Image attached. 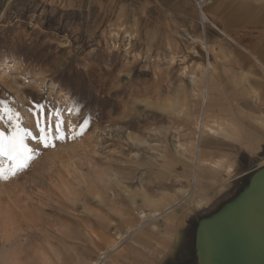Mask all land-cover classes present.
<instances>
[{
	"label": "rangeland",
	"instance_id": "1",
	"mask_svg": "<svg viewBox=\"0 0 264 264\" xmlns=\"http://www.w3.org/2000/svg\"><path fill=\"white\" fill-rule=\"evenodd\" d=\"M221 4L208 0L199 8L209 21L186 32L189 44L175 50L176 61L162 62L169 52L143 53L128 30H108L104 40L78 47L33 10L20 14L21 0H0V130H14L5 109L18 112L14 122L32 136L46 120L71 125V139L41 147L29 167L0 176V264H190L185 244L199 219L234 196L253 171L236 173L237 158L241 169L264 164V143H250L264 140V0ZM199 41L212 56L229 55L225 44L233 41L247 51L230 53L248 55L253 65L240 57L234 66L214 64L216 75L229 70L235 77L209 79L214 115L206 107L201 145L210 164L231 158L233 172L207 167L203 199L193 202V150L183 158L173 142L195 135L177 104L198 101L197 117L201 112L207 75L189 66L190 76H199L192 84L182 72L188 51L203 54ZM241 79L251 88L249 104L238 98ZM24 143L34 147L36 140L24 136ZM8 163L0 156V167ZM154 210L161 214L150 216Z\"/></svg>",
	"mask_w": 264,
	"mask_h": 264
},
{
	"label": "crops",
	"instance_id": "2",
	"mask_svg": "<svg viewBox=\"0 0 264 264\" xmlns=\"http://www.w3.org/2000/svg\"><path fill=\"white\" fill-rule=\"evenodd\" d=\"M216 2L219 3L218 9H222V0H216ZM17 10L20 14H32L33 11L35 14L38 13L41 20L70 34L71 41L78 47L84 43L96 44L97 40L105 39L104 33L108 30L123 28L135 34L143 53L155 56L165 54L172 49L176 50L186 43L189 44L184 40V36L186 32H192L194 25L198 23L196 22L197 12L191 0H21ZM194 33L197 34L196 31ZM233 43L231 41L225 44L228 46L229 55L220 56L215 50L213 56L216 58L215 69L219 64L234 66L239 63L236 57L253 65L248 55L230 53L234 50L245 51ZM224 57H227V60L223 61ZM215 69L213 78L215 76V78L232 80L235 77L229 70H223L221 76L218 72V76L215 74ZM259 142L264 143V140L261 138L250 140V143ZM252 147L253 152L256 149L253 144ZM239 163L237 158L235 171L240 174L254 170L259 165V162H256L249 169H241ZM215 182L217 180L211 181L213 184Z\"/></svg>",
	"mask_w": 264,
	"mask_h": 264
},
{
	"label": "water",
	"instance_id": "3",
	"mask_svg": "<svg viewBox=\"0 0 264 264\" xmlns=\"http://www.w3.org/2000/svg\"><path fill=\"white\" fill-rule=\"evenodd\" d=\"M210 214L208 222L216 243L209 244L210 252L203 250L202 262L221 264L233 257L235 264H264V164ZM202 225L205 223L200 222Z\"/></svg>",
	"mask_w": 264,
	"mask_h": 264
},
{
	"label": "bare ground",
	"instance_id": "4",
	"mask_svg": "<svg viewBox=\"0 0 264 264\" xmlns=\"http://www.w3.org/2000/svg\"><path fill=\"white\" fill-rule=\"evenodd\" d=\"M201 7L202 6H200V8ZM205 21H209L208 16L203 12L198 14L196 22H205ZM120 30L122 31L123 28L118 29V31H120ZM118 31L116 33H118ZM113 33H115V32H113ZM127 34H128V32H127ZM126 36L128 38H130V40L133 39L132 34L131 35L128 34ZM197 44H198L199 48L203 50V54H201V52H199V51H194V50L188 51V53L186 55L188 64L186 66L182 65V72L184 73V75L186 77H189V81L192 84H195V83H197V81H199V78H198L199 76L196 75L195 77H191L190 76L191 73L187 72V71H189V66L194 65L195 67L193 69L198 70L199 72L204 71V73H206V75H207L206 76V85L204 86V88L201 91V100H200L201 112H199V115L197 117V115H196L197 109L196 108L198 106V104H197L198 101H196L194 104H191V101H190L187 104L186 100L184 99L181 104H177L176 112L178 113V115H182L181 116L182 118L190 119V124L195 126V135H194V139L192 142L188 141V140L184 141V139H181V138H180V140L173 142L174 150L177 153L181 154V156L183 158L186 157V154H185L186 152H189L190 149L193 150V154H192V158H191V163H192L191 165H192V170H194L195 172H194V174H192L191 182H190L191 183V189L193 190L192 191V200H194L193 202H198L201 199H203L200 197L199 194L203 195V193H205V191H206L205 185L203 184V179H204L203 172L205 170H207V167L208 168L213 167L214 168L213 170H215V171L216 170H227V172L230 174H232V172H233V167H232L233 165H232L231 159L226 161V162L216 160V161H212L211 164L208 163L209 161L206 160L207 159L206 158V155H207L206 149H204L203 145H201L203 143L202 140L204 139L203 133H204V129H205L204 128L205 124L203 122V116L202 115H203L204 111L206 110V107L208 109V112L211 113V115H214V111L212 110V106L214 105L213 104L214 102L211 101L212 96L210 95V92L214 89L212 86L209 85V82H210L209 79L210 78L213 79L214 64L216 63V61L213 60L214 57L211 54L212 52L209 51L208 45H206L202 41H199ZM242 48L246 50V48L244 46H242ZM176 54L177 53H176L175 49H172L169 51L168 54L163 55L161 57V60H162V62H167V61H173L174 62L177 60L175 57ZM138 55H139V53H138ZM253 55H254V53H253ZM143 56H144V54H143ZM199 57L204 58V60H205L204 61V67L200 65L201 62L199 61L200 60ZM144 59L146 60V59H148V57L145 56V57H143V60ZM256 60H257V58H256ZM202 67L204 68V70L202 69ZM238 84H239V87L237 86L238 87V89H237L238 90L237 91L238 92V98L241 100L242 103H246V104L248 103L249 104L252 101L253 96H249L248 92H250L251 88L249 89V87H247L248 81L241 79ZM179 101H181V97L179 98ZM245 106H243V107H245ZM239 108H241V107H239ZM242 113H243V111H240V110L238 111V114H237V121L238 122H241L243 120V119H241V118H243ZM215 115H216V112H215ZM226 125L229 126V124H226ZM232 126H234V124H232ZM222 130L225 131L226 128L222 127ZM238 134H240V131H238ZM191 145H193V148ZM163 157L165 158V157H167V155L165 154ZM167 163L168 162H166V161L163 162V164H167ZM207 165H209V166H207ZM160 214L161 213L159 212V210H154L150 214V216L157 217ZM126 215H127L126 218H128L129 214H126ZM139 217L143 219V218L147 217V214L140 211Z\"/></svg>",
	"mask_w": 264,
	"mask_h": 264
},
{
	"label": "snow or ice",
	"instance_id": "5",
	"mask_svg": "<svg viewBox=\"0 0 264 264\" xmlns=\"http://www.w3.org/2000/svg\"><path fill=\"white\" fill-rule=\"evenodd\" d=\"M38 107L43 108L42 105H38ZM5 111L9 114V123L13 125L14 130H0V156L5 157L9 162L7 168L0 167V176L7 178L8 174L15 175L18 171L29 167V162L41 150V147L43 149L55 147L53 141L63 140L66 136L71 139V136L67 134V129L71 125L59 119L54 122H47L48 114L46 111L42 113L46 120L45 127L40 128V131L35 136H32L26 130H22L18 123L14 122L19 119L20 114L18 112L13 117L11 109H5ZM87 123L85 120L83 124L79 125L81 132ZM37 127H39V122H37ZM22 131L23 135H21ZM24 136H30L31 139L36 140V145L29 147L25 144Z\"/></svg>",
	"mask_w": 264,
	"mask_h": 264
},
{
	"label": "flooded vegetation",
	"instance_id": "6",
	"mask_svg": "<svg viewBox=\"0 0 264 264\" xmlns=\"http://www.w3.org/2000/svg\"><path fill=\"white\" fill-rule=\"evenodd\" d=\"M211 214L206 215L199 219V222L196 226V228L193 230L192 237H191V243L185 244L186 249V259L189 260L190 264H205V262H202V252L203 250L210 252L212 247L209 246L210 243H216L213 240H216L215 236H211L213 229L210 226V223L208 222V219L211 218ZM200 222H204L205 225L199 226ZM219 233V232H218ZM202 247V248H201ZM206 247V248H205ZM209 254V253H208ZM221 264H235L233 262V257L230 260H226L225 263Z\"/></svg>",
	"mask_w": 264,
	"mask_h": 264
},
{
	"label": "built area",
	"instance_id": "7",
	"mask_svg": "<svg viewBox=\"0 0 264 264\" xmlns=\"http://www.w3.org/2000/svg\"><path fill=\"white\" fill-rule=\"evenodd\" d=\"M194 1V3H195V5H196V7L198 8V14L200 13V6H202V8H203V6H205V4L208 2V0H193ZM201 24H203L202 22H201Z\"/></svg>",
	"mask_w": 264,
	"mask_h": 264
}]
</instances>
